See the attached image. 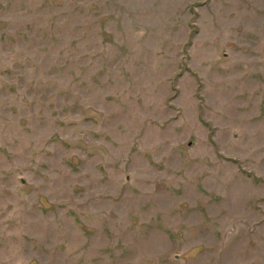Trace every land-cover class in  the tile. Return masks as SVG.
<instances>
[{"label": "rangeland", "instance_id": "1", "mask_svg": "<svg viewBox=\"0 0 264 264\" xmlns=\"http://www.w3.org/2000/svg\"><path fill=\"white\" fill-rule=\"evenodd\" d=\"M0 264H264V0H0Z\"/></svg>", "mask_w": 264, "mask_h": 264}]
</instances>
